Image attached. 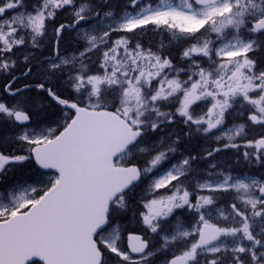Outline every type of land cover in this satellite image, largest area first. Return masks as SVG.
Returning a JSON list of instances; mask_svg holds the SVG:
<instances>
[{
	"label": "snow or ice",
	"instance_id": "obj_1",
	"mask_svg": "<svg viewBox=\"0 0 264 264\" xmlns=\"http://www.w3.org/2000/svg\"><path fill=\"white\" fill-rule=\"evenodd\" d=\"M0 264H264V0H0Z\"/></svg>",
	"mask_w": 264,
	"mask_h": 264
},
{
	"label": "flooded vegetation",
	"instance_id": "obj_2",
	"mask_svg": "<svg viewBox=\"0 0 264 264\" xmlns=\"http://www.w3.org/2000/svg\"><path fill=\"white\" fill-rule=\"evenodd\" d=\"M116 2L117 0H113V3H116ZM5 131H7L6 128H5ZM34 175L35 174L28 167H25L23 169H18L12 176H10L8 183L11 184L14 181L19 182L23 178L34 177Z\"/></svg>",
	"mask_w": 264,
	"mask_h": 264
},
{
	"label": "rangeland",
	"instance_id": "obj_3",
	"mask_svg": "<svg viewBox=\"0 0 264 264\" xmlns=\"http://www.w3.org/2000/svg\"><path fill=\"white\" fill-rule=\"evenodd\" d=\"M35 178V175H34V177H33V179ZM33 179H22L21 181H19L20 183H30Z\"/></svg>",
	"mask_w": 264,
	"mask_h": 264
},
{
	"label": "trees",
	"instance_id": "obj_4",
	"mask_svg": "<svg viewBox=\"0 0 264 264\" xmlns=\"http://www.w3.org/2000/svg\"><path fill=\"white\" fill-rule=\"evenodd\" d=\"M29 169H31L30 167H28Z\"/></svg>",
	"mask_w": 264,
	"mask_h": 264
}]
</instances>
